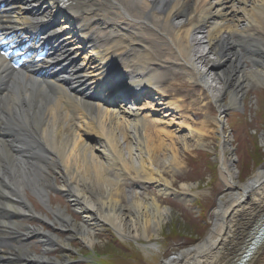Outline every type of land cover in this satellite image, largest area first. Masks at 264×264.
I'll list each match as a JSON object with an SVG mask.
<instances>
[{"label":"bare ground","instance_id":"6f19581e","mask_svg":"<svg viewBox=\"0 0 264 264\" xmlns=\"http://www.w3.org/2000/svg\"><path fill=\"white\" fill-rule=\"evenodd\" d=\"M68 1L69 6H62L60 0H0L1 39L20 44L27 38L26 52L48 47L44 61L28 62L18 70L0 57V264L67 263L45 254L57 243L69 248L68 243L62 245L49 231L39 225L29 227L21 223L24 220L55 222L87 247L104 223L123 239L157 234L167 212L159 195H167L171 187L164 175L172 167L180 169L172 147L176 140L170 142L169 155L158 131L144 141L146 124L130 103L143 92L159 93L160 71L172 61L207 91L215 74L227 89L223 65L235 58L241 63L238 51L227 54L224 63L218 61L217 51L211 68L199 69L195 60H204L193 48L199 43L191 38L192 29L205 28L204 53H210L217 39L228 38L219 28L231 25L242 42L252 36L244 20L247 13L264 11V0H193L190 12L183 8L184 0ZM176 17L179 23L173 22ZM142 24L161 36L145 35ZM156 43L170 44L173 52L151 51ZM79 51L85 52L91 74L84 61L77 62ZM240 87L235 81L228 92L231 106L239 99ZM121 94L132 97L117 105L115 98ZM216 97L210 96L213 101ZM177 104L171 107L178 109ZM216 123L220 125L221 119ZM115 131L124 144L136 146V165L125 164ZM221 139L225 146L230 142ZM218 162L228 196L217 201L210 230L199 244L161 264H264V165L238 184L223 152ZM48 169L59 177V184L46 175ZM111 170L117 172V179L110 178ZM127 172L155 184L158 195L125 191ZM25 189L45 206L47 190L64 194L82 222L76 226L59 208L53 221L36 213ZM184 192L191 190L186 186ZM30 237L39 240L42 255L30 251Z\"/></svg>","mask_w":264,"mask_h":264},{"label":"rangeland","instance_id":"374dc122","mask_svg":"<svg viewBox=\"0 0 264 264\" xmlns=\"http://www.w3.org/2000/svg\"><path fill=\"white\" fill-rule=\"evenodd\" d=\"M192 2L193 0H184L183 8L190 12L193 8ZM179 20V17L173 18L174 23H179ZM244 20L248 23L251 38H245L246 40L241 42L235 33H232L231 25L219 28L221 34L228 33H223L228 38L222 41L224 43L217 39L210 53H204L206 45L202 37L205 28L196 26L191 32V38L199 43L193 48L204 60V62L195 60V65L199 69L209 70L210 60L212 57L216 58L217 51H219L217 59L222 63L227 54L238 51L241 63L235 58L223 65L221 76L228 78L227 89L223 88L220 76L215 74L214 80L210 82L212 89L207 91L189 80L178 63L172 61L165 64L160 71L162 85L159 93L151 90L134 97L135 102L131 106L146 124V128L142 130L144 141L153 139L155 135L153 132L158 131L163 148L167 149L169 155L173 147L180 162L179 171L172 167L164 175L171 187L167 195H159L161 207L166 208L167 212L157 234L142 238V234L139 233L134 240L123 239L104 223L101 230L94 234L92 246L87 247L68 229H59L55 222L51 225L45 222L39 224L36 221H22L21 223L29 227L39 225L43 231L55 235L62 245L68 243L69 248L66 249L59 248L60 244L57 243L52 251L45 254L47 258L65 259L66 264H111L115 256L117 264H161L173 255L199 244L205 238L212 226L217 201L228 196L219 170L218 161L221 153L223 152L230 160L229 165L238 178V184H244L254 173L255 168L264 165V11L262 15L254 13L251 16L247 13ZM142 26L145 35L151 33L154 36H161V33L150 25ZM151 47V51L154 52L166 48L173 52L170 44L166 47L156 43ZM75 58L78 63L84 61L88 73L91 74L85 52L79 51ZM253 71L257 73L254 74ZM235 81H239L241 87L237 103L231 106L228 92L233 89ZM212 95L217 96L215 101L210 98ZM173 104H177L179 108L173 109L171 107ZM220 106L224 108L219 110ZM218 119H221L220 125L216 123ZM104 125L106 127L107 122H104ZM115 133L121 142L120 151L126 159L125 164L136 165L138 161L136 146L134 143L124 144L118 131ZM221 138L228 139L229 144L227 146L222 144ZM172 139L176 141L175 146L171 147ZM163 155L164 152H161V160L164 159ZM163 166L167 167V164ZM116 174L115 170L109 172L111 179H117ZM46 175L57 184L60 183L59 177L54 176L51 169L47 170ZM124 179V190L127 192H136L140 196L151 192L158 195L155 184L136 178L132 172L125 173ZM186 186L190 188V193L184 192ZM23 192L33 210L43 217L53 221V212L59 208L76 226L82 222L81 215L74 211L64 194L47 190L46 207L29 190L25 189ZM27 244L31 252L42 255L43 248L38 239L30 237Z\"/></svg>","mask_w":264,"mask_h":264},{"label":"trees","instance_id":"16d2710c","mask_svg":"<svg viewBox=\"0 0 264 264\" xmlns=\"http://www.w3.org/2000/svg\"><path fill=\"white\" fill-rule=\"evenodd\" d=\"M114 258L111 260V264H117V258L113 256ZM137 262V261H136ZM139 263V262H138ZM127 264V263H126Z\"/></svg>","mask_w":264,"mask_h":264}]
</instances>
